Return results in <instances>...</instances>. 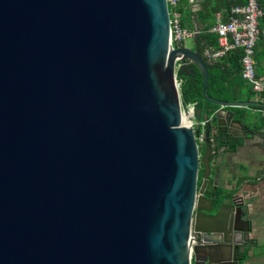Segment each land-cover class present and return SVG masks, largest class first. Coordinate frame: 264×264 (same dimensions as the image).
I'll return each instance as SVG.
<instances>
[{
	"label": "water",
	"instance_id": "1",
	"mask_svg": "<svg viewBox=\"0 0 264 264\" xmlns=\"http://www.w3.org/2000/svg\"><path fill=\"white\" fill-rule=\"evenodd\" d=\"M207 55L170 47L165 0H0V264H238L250 226L205 194L175 59L218 134L247 138L228 108L262 104L209 97Z\"/></svg>",
	"mask_w": 264,
	"mask_h": 264
},
{
	"label": "crops",
	"instance_id": "2",
	"mask_svg": "<svg viewBox=\"0 0 264 264\" xmlns=\"http://www.w3.org/2000/svg\"><path fill=\"white\" fill-rule=\"evenodd\" d=\"M243 2L244 0H180L178 4L180 25L187 30L195 31L196 34L204 32L214 21L216 12L225 16L231 5ZM185 46L197 50L195 37L187 39ZM206 57V60L211 59L208 55ZM261 76L264 81V75ZM228 109L234 111L236 118L244 111L242 124L247 126L250 134L243 139H241L243 136H238L237 138L241 137L240 144L233 151L220 148L219 164L213 165L211 162L205 194L208 196L211 193L215 182L219 199L238 200L242 204V218L248 220L251 242L242 244L246 258L241 264H264V123L256 128V131L251 130L256 119L259 117L264 119V107L253 104L245 108ZM246 110L250 115H246ZM214 130V125L210 124L209 132L212 134Z\"/></svg>",
	"mask_w": 264,
	"mask_h": 264
},
{
	"label": "trees",
	"instance_id": "3",
	"mask_svg": "<svg viewBox=\"0 0 264 264\" xmlns=\"http://www.w3.org/2000/svg\"><path fill=\"white\" fill-rule=\"evenodd\" d=\"M258 1L261 9L264 11V0ZM213 22L211 25L206 27V31L197 33L193 36L195 37V46L197 51L201 55H204L205 50L209 51L217 48L216 34L208 31V29L213 25ZM258 30V37L254 49V67L255 75L261 78V75H264V16L259 19ZM202 40L203 46H201ZM241 55L242 52L240 49H233L217 59L211 58L210 60H206L207 57L205 56L208 72L206 93L209 97L217 100L253 101L261 103L264 107V91L254 92L251 85L242 79L239 74ZM177 77L181 79L180 93L182 103H194L196 118L202 119L203 117L211 114L216 106L202 98V74L198 66L195 63L187 62L178 70ZM243 116L244 111H241V114L238 115V117L242 118ZM262 123H264V119L259 117L254 121L253 128L251 130L256 131V128H259ZM208 127H210V125L207 126V129ZM214 133L216 141L215 148L219 146L226 148L228 151H233L235 147L240 144L241 137L237 138L232 137L230 134ZM243 138L244 137L241 139ZM203 149L204 146H202V151ZM201 171L202 168L198 170L197 184L200 183L199 175ZM216 191H218L217 188ZM216 195L218 196L217 192ZM234 256L241 264L246 258V251L244 249L235 250Z\"/></svg>",
	"mask_w": 264,
	"mask_h": 264
},
{
	"label": "built area",
	"instance_id": "4",
	"mask_svg": "<svg viewBox=\"0 0 264 264\" xmlns=\"http://www.w3.org/2000/svg\"><path fill=\"white\" fill-rule=\"evenodd\" d=\"M169 12V43L171 48L185 45V41L196 34L195 31L187 30L180 25V12L178 4L180 0H165ZM264 16L258 0H244L241 4H233L225 12L223 16L220 12L214 15V23L208 29L217 36V48L208 51V56L217 59L226 52L233 49H240L242 55L240 57V76L248 82L254 92L264 91V81L255 75L254 49L258 37L259 19ZM179 57L175 59L173 79L179 96L183 115L188 118L187 127L194 132L197 149L204 146L206 137V128L214 123V112L203 117L202 119L195 117L194 103L183 104L181 101V79L177 77L178 70L186 64ZM214 125V124H213ZM215 127V126H214ZM214 132H216L214 130ZM216 134H218L216 132ZM209 141L212 144V160L213 165H217V157L220 148H215L214 133H209Z\"/></svg>",
	"mask_w": 264,
	"mask_h": 264
},
{
	"label": "rangeland",
	"instance_id": "5",
	"mask_svg": "<svg viewBox=\"0 0 264 264\" xmlns=\"http://www.w3.org/2000/svg\"><path fill=\"white\" fill-rule=\"evenodd\" d=\"M246 115H250V112L248 110H246ZM255 115V114H253ZM202 152V147L199 148V153ZM199 169H201V167L199 166ZM201 174H202V171L200 172V175H199V180L201 181ZM197 178H198V175H197Z\"/></svg>",
	"mask_w": 264,
	"mask_h": 264
},
{
	"label": "bare ground",
	"instance_id": "6",
	"mask_svg": "<svg viewBox=\"0 0 264 264\" xmlns=\"http://www.w3.org/2000/svg\"><path fill=\"white\" fill-rule=\"evenodd\" d=\"M184 118H185V122H186V124H187V121H188V118H187V116H186V115H184Z\"/></svg>",
	"mask_w": 264,
	"mask_h": 264
},
{
	"label": "flooded vegetation",
	"instance_id": "7",
	"mask_svg": "<svg viewBox=\"0 0 264 264\" xmlns=\"http://www.w3.org/2000/svg\"><path fill=\"white\" fill-rule=\"evenodd\" d=\"M215 131H216V128H215ZM217 132V131H216ZM199 166H200V164H199ZM201 167V166H200ZM199 170V169H198Z\"/></svg>",
	"mask_w": 264,
	"mask_h": 264
}]
</instances>
